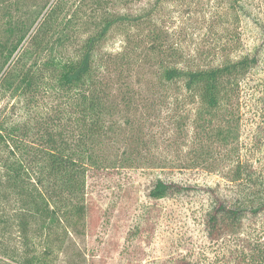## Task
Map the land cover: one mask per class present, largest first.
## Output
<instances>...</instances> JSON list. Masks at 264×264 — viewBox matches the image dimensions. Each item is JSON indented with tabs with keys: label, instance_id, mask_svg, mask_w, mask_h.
Segmentation results:
<instances>
[{
	"label": "trees",
	"instance_id": "16d2710c",
	"mask_svg": "<svg viewBox=\"0 0 264 264\" xmlns=\"http://www.w3.org/2000/svg\"><path fill=\"white\" fill-rule=\"evenodd\" d=\"M32 1L0 0V102L7 97L20 104L13 117L0 105V228L9 224L19 231L21 249L11 256L18 264H57L61 257L59 264H86L87 178L131 164V156L112 158L105 141L121 131L119 116L131 126L132 112L151 96L133 84L127 61L99 72L96 52L114 28L138 27L153 11L108 13L112 0H78L74 8L71 0ZM30 2L39 10L26 12ZM240 2L232 0L239 9ZM257 49L211 68H161L151 93L160 89L167 96L174 89L190 103L197 100V129L222 141L233 132L227 118L235 113L240 79L259 63ZM228 181L217 191L205 189L209 238L241 241L234 256L217 264H264V242L245 231L246 223L264 214V168L237 161ZM181 190L179 183L157 179L149 196ZM7 204L15 207L5 214Z\"/></svg>",
	"mask_w": 264,
	"mask_h": 264
},
{
	"label": "rangeland",
	"instance_id": "374dc122",
	"mask_svg": "<svg viewBox=\"0 0 264 264\" xmlns=\"http://www.w3.org/2000/svg\"><path fill=\"white\" fill-rule=\"evenodd\" d=\"M38 1L43 2H32ZM32 2L26 12L39 10L28 7ZM71 2L73 8L78 4ZM240 5L235 8L232 0H112L106 7L108 13L130 15L153 11L138 27L114 28L96 52L99 72L116 60L127 61L133 84L151 96L134 109L131 126H123L119 116L121 131L105 141L112 158L131 156V164L95 170L87 178L86 264H180L184 259L217 264L240 249L237 239H210L204 222L211 204L205 189L224 188L237 161L264 168V0H241ZM256 48L259 63L240 79L235 113L227 118L233 132L222 141L197 129V100L190 103L174 89L167 96L160 89L151 93L161 68L216 67ZM0 103L9 117L20 114L17 100L5 97ZM157 179L184 190L153 199L149 190ZM14 207L7 204L5 214ZM245 231L264 242V214L246 223ZM21 242L18 230L9 224L0 228V264H18L11 256Z\"/></svg>",
	"mask_w": 264,
	"mask_h": 264
}]
</instances>
